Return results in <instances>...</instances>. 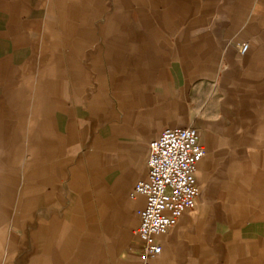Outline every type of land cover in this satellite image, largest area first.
Returning a JSON list of instances; mask_svg holds the SVG:
<instances>
[{
	"label": "crops",
	"instance_id": "1",
	"mask_svg": "<svg viewBox=\"0 0 264 264\" xmlns=\"http://www.w3.org/2000/svg\"><path fill=\"white\" fill-rule=\"evenodd\" d=\"M197 100L200 194L153 264H264V0H0V264H142L130 194Z\"/></svg>",
	"mask_w": 264,
	"mask_h": 264
},
{
	"label": "built area",
	"instance_id": "2",
	"mask_svg": "<svg viewBox=\"0 0 264 264\" xmlns=\"http://www.w3.org/2000/svg\"><path fill=\"white\" fill-rule=\"evenodd\" d=\"M248 48L241 45L240 53L246 54ZM206 154L196 126L166 129L148 144L147 179L139 181L130 194L132 199L145 198L135 232L142 264H153L162 255L161 238L178 225L186 210L196 207L197 169Z\"/></svg>",
	"mask_w": 264,
	"mask_h": 264
},
{
	"label": "rangeland",
	"instance_id": "3",
	"mask_svg": "<svg viewBox=\"0 0 264 264\" xmlns=\"http://www.w3.org/2000/svg\"><path fill=\"white\" fill-rule=\"evenodd\" d=\"M112 10L114 11V7H112ZM243 44L249 46L248 42L243 43ZM243 44H241V45H243ZM210 89H211V91H210V94L208 96V99L209 100L212 99L213 105L218 106V104L222 101L223 96H221L217 92V86H212ZM205 108L206 107H205L204 102L201 103L200 101L197 100L193 103V111H194L195 116H194V123L192 124V126L198 127L200 131L202 130V123L203 122L216 119V118H214L215 116L212 118V116L210 114H206Z\"/></svg>",
	"mask_w": 264,
	"mask_h": 264
}]
</instances>
